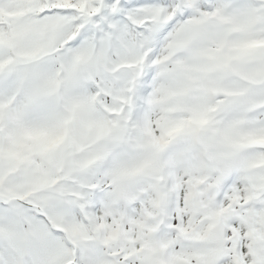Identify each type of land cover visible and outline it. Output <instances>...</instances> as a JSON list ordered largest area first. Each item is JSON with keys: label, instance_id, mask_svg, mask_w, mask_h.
<instances>
[{"label": "snow or ice", "instance_id": "6c2138e0", "mask_svg": "<svg viewBox=\"0 0 264 264\" xmlns=\"http://www.w3.org/2000/svg\"><path fill=\"white\" fill-rule=\"evenodd\" d=\"M0 264H264V0H0Z\"/></svg>", "mask_w": 264, "mask_h": 264}]
</instances>
